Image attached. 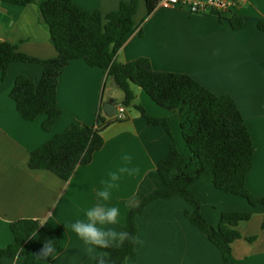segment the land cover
<instances>
[{
  "label": "crops",
  "instance_id": "crops-1",
  "mask_svg": "<svg viewBox=\"0 0 264 264\" xmlns=\"http://www.w3.org/2000/svg\"><path fill=\"white\" fill-rule=\"evenodd\" d=\"M72 1L87 12L106 17L122 2L132 0ZM226 1L235 5L222 15L212 10L195 14L186 7H157L148 15L145 1L139 0L134 30L116 60L126 64L147 58L155 71L187 74L214 94L231 96L254 143L253 170L247 177V188L253 195L264 197V0ZM235 17L244 21L238 29L230 24ZM1 43L17 46L19 53L41 60L58 55L48 30L40 22L36 4L13 6L0 1ZM43 72L40 65L20 62L11 65L5 77L0 72V249L14 242L10 229L13 223L37 220L58 240L57 255L47 264L92 263L83 253L82 243L64 225L83 218L86 208L95 202L100 181L120 165L121 156L127 153L141 174L123 178L113 193L112 203L122 210L118 227L124 230V203L143 199L163 187L157 164L169 153L170 137L162 126L150 125L134 106L126 107V119H115L103 133V148L93 155L90 164L78 167L69 181L47 170H32L31 154L62 134L71 122L93 126L100 110L109 122L111 118L103 112V104L113 99L117 106L123 102L120 94L114 93L116 84L107 78V72L75 60L61 72L57 90L61 118L47 132L43 129L45 116L35 121L23 119L11 98L18 77L38 83ZM133 90L134 105L141 106L149 116L159 119L169 114L140 88ZM185 122L175 116L168 125L188 160L186 172L194 174L197 165L183 139ZM192 193L203 204L202 212L214 227L223 213H251V219L237 227L241 239L232 244L231 264H264V207L253 208L245 199L215 189L212 176L195 185ZM188 210L191 206L181 197L149 205L137 220L136 258L124 264H223L219 249L186 217ZM37 253L36 263L45 264ZM11 260L2 258L0 264H10Z\"/></svg>",
  "mask_w": 264,
  "mask_h": 264
},
{
  "label": "trees",
  "instance_id": "trees-1",
  "mask_svg": "<svg viewBox=\"0 0 264 264\" xmlns=\"http://www.w3.org/2000/svg\"><path fill=\"white\" fill-rule=\"evenodd\" d=\"M13 6L36 4L40 22L50 34L51 44L57 57L41 60L18 52L17 46L0 44V72L5 77L14 63L37 64L43 67L40 82L20 76L16 79L11 98L19 115L27 121L45 116L43 129L51 131L61 118L57 104V90L62 70L75 60H83L88 66L107 72L123 93L122 105L134 106L150 125L162 126L170 137L167 157L157 164V172L163 187L143 199L135 198L127 206L124 230L138 235V217L145 209L160 200L183 198L191 206L185 212L189 221L206 235L222 254L223 264H231L232 244L241 239L237 227L251 219V213H223L217 227L210 225L202 212L203 204L192 193V188L204 178L213 177L215 189L245 199L253 208L264 207V197L253 195L247 188V177L253 170L254 143L245 121L229 95L218 96L187 74L155 71L147 58L122 64L116 60L127 37L134 30V17L139 0L122 2L117 11L106 17L99 12H87L72 0H0ZM151 15L159 0H144ZM108 20L105 24L103 21ZM233 29L243 26L241 17L230 21ZM143 90L158 106L169 114L163 118L149 116L141 107L134 105L133 88ZM93 126L73 121L60 135L42 145L31 154L32 170H47L67 182L80 166L91 163L93 155L105 144L103 133L115 121L101 116ZM175 116L185 119L183 139L196 162L194 174L186 172L188 160L179 150L168 122ZM190 160V161H191ZM14 242L0 249V259H12L19 254L24 264H37L34 254L45 241L56 235L40 221L21 220L11 225ZM264 230V220L262 224ZM37 233L35 237L33 233ZM255 238L249 241H254ZM113 264H124L135 259L136 243L125 241L122 247L109 249ZM92 264V263H82Z\"/></svg>",
  "mask_w": 264,
  "mask_h": 264
},
{
  "label": "clouds",
  "instance_id": "clouds-1",
  "mask_svg": "<svg viewBox=\"0 0 264 264\" xmlns=\"http://www.w3.org/2000/svg\"><path fill=\"white\" fill-rule=\"evenodd\" d=\"M108 9L106 11H110ZM105 24L108 20L103 21ZM120 165L107 174V178L100 181L101 187L95 192V202L83 213V218L64 225L82 243L83 253L92 261V264H113L109 249L122 247L125 241L137 242L133 236L121 227L122 210L112 203L113 193L120 186L123 178L137 177L141 174L140 168L133 165L131 155L125 153L121 156ZM37 233H33L35 237ZM45 264L49 258L55 259L57 244L53 240L45 241L43 247L36 254ZM10 264H22V257L17 254Z\"/></svg>",
  "mask_w": 264,
  "mask_h": 264
},
{
  "label": "built area",
  "instance_id": "built-area-1",
  "mask_svg": "<svg viewBox=\"0 0 264 264\" xmlns=\"http://www.w3.org/2000/svg\"><path fill=\"white\" fill-rule=\"evenodd\" d=\"M234 5L235 2L226 0H159L158 7L165 9L186 7L195 14H205L212 10L222 15V13L224 14ZM114 118L116 121L126 119V107L124 105L121 104L117 106V113Z\"/></svg>",
  "mask_w": 264,
  "mask_h": 264
},
{
  "label": "water",
  "instance_id": "water-1",
  "mask_svg": "<svg viewBox=\"0 0 264 264\" xmlns=\"http://www.w3.org/2000/svg\"><path fill=\"white\" fill-rule=\"evenodd\" d=\"M103 112L109 118H114L117 113V100L113 99L103 104Z\"/></svg>",
  "mask_w": 264,
  "mask_h": 264
},
{
  "label": "rangeland",
  "instance_id": "rangeland-1",
  "mask_svg": "<svg viewBox=\"0 0 264 264\" xmlns=\"http://www.w3.org/2000/svg\"><path fill=\"white\" fill-rule=\"evenodd\" d=\"M110 81H108V89H111V86H110ZM114 93H119L120 94V98H123L122 96H123V93L121 92V90L117 87V86H115L114 87ZM132 111V110H131Z\"/></svg>",
  "mask_w": 264,
  "mask_h": 264
}]
</instances>
